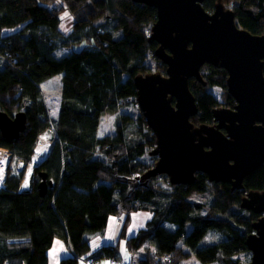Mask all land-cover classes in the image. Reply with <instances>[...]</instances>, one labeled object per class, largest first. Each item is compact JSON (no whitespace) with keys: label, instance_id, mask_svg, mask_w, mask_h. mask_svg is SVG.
<instances>
[{"label":"trees","instance_id":"obj_1","mask_svg":"<svg viewBox=\"0 0 264 264\" xmlns=\"http://www.w3.org/2000/svg\"><path fill=\"white\" fill-rule=\"evenodd\" d=\"M57 2L64 6L58 9L61 13L67 10L77 18L75 46L93 42L60 58L54 55L62 37L61 16L52 5ZM216 3L204 0L203 7L213 12ZM223 3L233 9L239 27L264 34V0ZM102 17L114 20L122 35L96 30L93 21ZM156 19L155 8L132 0H0V109L11 117L23 111L27 117L17 139L7 140L0 131V147L11 155L5 187L0 189V264H49L57 242L64 247L58 264L88 260L97 264L102 259L118 264L122 241L132 254L145 243L151 245L153 253L137 264H181L193 255L201 264H240L237 256L249 252L246 239L260 216L243 210L241 201L250 191H264V165L244 179L243 189L234 191L228 183H212L206 174L197 173L193 184L174 186L170 204L155 210L144 229L127 236L132 212L144 210L139 207L156 197L147 184L156 177L141 184L130 180L150 169L140 166L138 159L156 147V136L141 113L133 129L125 116L118 117L115 136L99 137L98 131L105 115L136 104L134 78L149 74L146 60L158 47L146 33ZM156 61L166 75V65ZM201 72L205 85L190 79L199 109L191 121L213 125V110L234 109L236 102L228 92L226 70L205 64ZM57 75H61V101L51 120L40 86ZM51 125L56 140L34 168L31 188L21 191L24 169L16 173L11 164L18 160L28 164L38 136ZM41 172L53 182L44 196L38 190ZM211 186L218 196L211 214L204 216L205 204L187 197L191 192L204 194ZM119 213L124 222L115 246L92 239L105 233ZM209 235L219 239L209 243Z\"/></svg>","mask_w":264,"mask_h":264},{"label":"water","instance_id":"obj_2","mask_svg":"<svg viewBox=\"0 0 264 264\" xmlns=\"http://www.w3.org/2000/svg\"><path fill=\"white\" fill-rule=\"evenodd\" d=\"M132 1L156 9L150 42H157L154 56L166 65V75L134 78L137 104L156 136L150 155L158 158L141 180L166 175L170 184L187 186L204 173L209 182L243 189L244 179L264 165V34L239 27L223 0H217L213 12L205 10L204 0ZM205 64L226 70L236 105L215 108L213 125H195L191 118L199 109L190 79L205 85ZM26 123L25 112L11 117L0 109L5 139H17ZM39 176L38 190L44 196L53 182L45 173ZM241 208L260 217L246 239L251 260L240 264H264V191H250Z\"/></svg>","mask_w":264,"mask_h":264},{"label":"rangeland","instance_id":"obj_3","mask_svg":"<svg viewBox=\"0 0 264 264\" xmlns=\"http://www.w3.org/2000/svg\"><path fill=\"white\" fill-rule=\"evenodd\" d=\"M52 5H55L54 9L61 16L60 34L62 35V37L59 38L60 40L58 42L57 48L55 49V52H54L55 57L60 58V57L66 56V55L70 54L71 52H74V50H79L80 48H84L88 45L93 44V42L85 41L84 43L82 42L81 44L75 46V40L77 38L75 36L73 37V35H75V23L77 22V18H75L74 16H71L67 10H63L61 13V11L58 9H60L59 7H63V9H64V6L62 5V3L57 2V3H54ZM52 5H49V6H52ZM226 8H229V7L226 6ZM93 24H94V28H96V30H97V28L101 27L103 29L112 31L114 36L120 37L122 35L121 29H118L116 27V22L114 20L109 21V20H106L105 18L102 17V18H98L95 21H93ZM152 26L153 25H150V26H148V28H146L147 35L152 34V32H151ZM146 64H147V67L149 69V73H162V69L159 67L155 56L149 55L147 57ZM40 88L42 90V94H43L46 106L48 108L49 116H50L51 120H53L58 113L59 104L61 101V88H62L61 75H57V76L45 81L43 84H41ZM213 92L217 96L220 95V92L216 89H213ZM140 113L143 114L142 111L140 110L138 104H137V101H136V104H133V103L130 104L129 103L128 105L124 106V108L121 109V112L119 113L120 115L119 114H112V115L107 114V115H105L101 120L99 135L101 137H106V136L113 137V136H115L116 131H117V124L119 122L118 117L128 116V118L131 119L128 127L133 129L135 127V119L138 116H140ZM43 133H47L51 137V139H52L51 148H52L53 143L56 140V133L52 130L51 126L47 130H45ZM51 148H50V151H51ZM6 150L8 151V154H9V163H8V166H9L11 155H10L9 150L8 149H6ZM32 159H33V155H32L31 161L28 164H25L21 160L13 161L11 164V167L13 168V170L16 173H18L24 169V177L21 181V188L23 191L29 190L31 188V179H32L35 167L33 168V172L31 174L30 178L26 179V177H27L28 167H29V164L32 162ZM105 159L107 161H110V158H108V157H106ZM138 162H139L140 166H145V168L150 167V169H151V167L156 163V159H155V156L150 155V151H146L145 154L138 159ZM8 166H7V168H8ZM6 172H7V169H6ZM140 176L141 175H139V176L133 175L130 177V180H132L133 183L135 182V183L141 184L142 180H141ZM5 179H6V176H5ZM5 179H4V184H3L4 187H5ZM147 184L155 189L156 197L151 203L145 204V205L139 207V208H143L144 210L132 212L131 222H130L129 228L127 229V236L132 235V234H136L141 229H144L146 227V225L154 217V215H155L154 211L158 210L161 207L168 206L172 200L175 188L173 185L170 184L169 178L166 175L151 179ZM132 187L130 185V188H132ZM217 196H218V191L214 187L211 186L209 188V190L204 194L191 192L190 195L187 197V199L194 201V202H201V203L205 204V208H204L202 213L204 216H208L209 214H211L210 213L211 212L210 206ZM136 204L137 203H134L133 205L138 208L139 205H136ZM117 216H118L119 220H123V218H124L123 213H119ZM96 236H102L103 237V236H105V233H100V234H97ZM218 239H219L218 236H214V235L208 236V242L209 243L214 242ZM122 245H123L122 253H124V255L126 254V260H125V257L123 258L121 256V247H120V249H119L120 254L118 257V261H117L118 264H121L122 262L124 264H127L126 261H128L129 263L132 262L131 264H137V262L140 258H143L145 256L148 257L151 255V253H153V249L149 243H145L143 245V247L141 248V250L138 251V253H136L137 255L132 254V253L127 251V246H126L125 241H122V243L119 244V246H122ZM179 245L182 246L185 251H188L186 249V247L182 244V242H180ZM63 249H64V247L62 245V250ZM54 250H55V248H54ZM237 258L240 259L242 262H249L251 260V253L250 252L242 253V254L238 255ZM79 264H84V262L80 261ZM97 264H113V263L111 261H109L108 259H102ZM181 264H201V263L193 255V256H189V257H186L185 259H183ZM213 264H220V263L216 262Z\"/></svg>","mask_w":264,"mask_h":264},{"label":"bare ground","instance_id":"obj_4","mask_svg":"<svg viewBox=\"0 0 264 264\" xmlns=\"http://www.w3.org/2000/svg\"><path fill=\"white\" fill-rule=\"evenodd\" d=\"M52 145V139L47 133H43L38 137V142L34 150L32 162L29 164L27 177L30 178L33 168L39 164L48 155ZM9 163V154L5 148L0 147V188H3L4 179L7 175L6 169ZM172 185V184H171ZM174 186V185H173ZM123 264V263H121Z\"/></svg>","mask_w":264,"mask_h":264},{"label":"crops","instance_id":"obj_5","mask_svg":"<svg viewBox=\"0 0 264 264\" xmlns=\"http://www.w3.org/2000/svg\"><path fill=\"white\" fill-rule=\"evenodd\" d=\"M99 133H100V128L98 131V135H99ZM99 137H101V136L99 135ZM123 222H124V218H123V220H119L118 216L114 217L111 220L109 227L105 231V236H103V237L102 236H93L92 239L97 238L99 243L103 242L105 244L115 246L119 241V236L121 233ZM120 247H121V256L123 258L125 257V260H126V254L124 255V253H122L123 245ZM120 247H119V249H120ZM54 248H55V250L53 249L49 253V264H58L60 254L62 252V244L60 242H57V244L55 245ZM119 249H118V251L120 252ZM108 260L112 262V260H110V259H108ZM126 263L131 264L132 262L129 263L128 261H126Z\"/></svg>","mask_w":264,"mask_h":264},{"label":"built area","instance_id":"obj_6","mask_svg":"<svg viewBox=\"0 0 264 264\" xmlns=\"http://www.w3.org/2000/svg\"><path fill=\"white\" fill-rule=\"evenodd\" d=\"M51 127H52V130L55 132V129L53 128L52 125H51ZM55 133H56V132H55ZM20 190L23 191L22 188H21V186H20ZM84 263H85V264H94V261H93V260H88V261H84ZM123 264H124V263H123Z\"/></svg>","mask_w":264,"mask_h":264}]
</instances>
